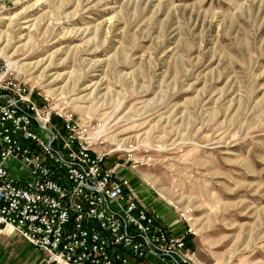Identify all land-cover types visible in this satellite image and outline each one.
<instances>
[{
	"label": "rangeland",
	"instance_id": "obj_1",
	"mask_svg": "<svg viewBox=\"0 0 264 264\" xmlns=\"http://www.w3.org/2000/svg\"><path fill=\"white\" fill-rule=\"evenodd\" d=\"M0 56L100 124L194 264H264V0H0Z\"/></svg>",
	"mask_w": 264,
	"mask_h": 264
},
{
	"label": "built area",
	"instance_id": "obj_2",
	"mask_svg": "<svg viewBox=\"0 0 264 264\" xmlns=\"http://www.w3.org/2000/svg\"><path fill=\"white\" fill-rule=\"evenodd\" d=\"M118 148L0 56V227L47 264H194L192 229L174 232L140 200L122 163L108 164Z\"/></svg>",
	"mask_w": 264,
	"mask_h": 264
},
{
	"label": "crops",
	"instance_id": "obj_3",
	"mask_svg": "<svg viewBox=\"0 0 264 264\" xmlns=\"http://www.w3.org/2000/svg\"><path fill=\"white\" fill-rule=\"evenodd\" d=\"M132 188L136 195L140 198V187L135 184V187L132 185ZM140 200H142V197ZM150 206L154 207L153 204ZM27 247H30L31 249L28 250ZM32 251H34L35 255L39 259V263L37 264H47L44 261L43 254L36 250V248L28 241L24 240L16 233H13L11 227H0V264H28L27 256L28 253L31 254Z\"/></svg>",
	"mask_w": 264,
	"mask_h": 264
},
{
	"label": "bare ground",
	"instance_id": "obj_4",
	"mask_svg": "<svg viewBox=\"0 0 264 264\" xmlns=\"http://www.w3.org/2000/svg\"><path fill=\"white\" fill-rule=\"evenodd\" d=\"M7 66L9 67V68H12V66H10L9 64H7ZM13 69V68H12ZM15 69V68H14ZM83 119V118H82ZM84 120V119H83ZM100 130L102 131V128H101V126H100ZM133 189V188H132ZM145 203V202H144ZM154 203L156 204V203H158V202H156V201H154ZM157 206H158V204H156Z\"/></svg>",
	"mask_w": 264,
	"mask_h": 264
},
{
	"label": "trees",
	"instance_id": "obj_5",
	"mask_svg": "<svg viewBox=\"0 0 264 264\" xmlns=\"http://www.w3.org/2000/svg\"><path fill=\"white\" fill-rule=\"evenodd\" d=\"M186 241H189V239H186Z\"/></svg>",
	"mask_w": 264,
	"mask_h": 264
}]
</instances>
